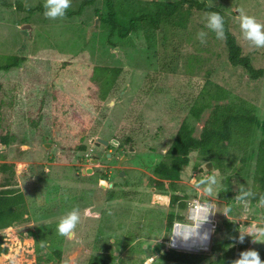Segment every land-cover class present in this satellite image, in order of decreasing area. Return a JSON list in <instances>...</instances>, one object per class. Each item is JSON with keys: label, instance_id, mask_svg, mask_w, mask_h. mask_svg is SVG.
<instances>
[{"label": "rangeland", "instance_id": "374dc122", "mask_svg": "<svg viewBox=\"0 0 264 264\" xmlns=\"http://www.w3.org/2000/svg\"><path fill=\"white\" fill-rule=\"evenodd\" d=\"M6 1L11 5L0 0V62L11 55L23 61L0 70V135H17L8 145L0 141V188L7 184L21 190L27 214L25 220L0 230L2 247L8 248L0 254V264H147L150 257L153 264H178L165 260L164 252L210 253L213 242L234 236L230 247H236L238 259L242 242L254 237L250 232L264 229V202L251 199L255 158L243 168V152L233 146L227 166L216 170L213 160L194 151L174 186L155 173L158 164L171 162L167 151L180 126L187 122L200 138L216 104L245 99L257 106L261 120L264 117V77L252 80L244 68L229 63L225 36L218 39L206 27L209 12L192 10L184 28L163 24L151 30L140 23L142 29L121 38L110 35L104 21L106 0H94L79 15L54 19L45 17V10H35L44 7L45 0ZM85 1L90 0H70L65 12H78ZM151 1L114 0L125 23L153 9ZM202 1L223 10L243 54L256 68H264V47L257 48L245 37L237 11L243 9L264 25V0ZM26 24L33 27L28 40L22 29ZM201 31L202 37L197 35ZM96 66L121 69L106 98L100 94L103 79L94 77L108 75L97 73ZM218 85L229 93L216 100L210 93ZM64 100L70 105L64 107ZM204 102L209 106L194 117L192 107ZM41 106L42 118L34 127L29 118ZM79 107L83 118L90 117L84 119L87 125L80 123L87 128L82 141L86 150L73 148L77 136L69 124L72 109ZM98 137L110 144L97 145ZM260 138L256 128L252 151ZM130 144L134 150H129ZM209 161L213 168L200 172ZM3 164H13L14 173ZM158 181L164 182V189L158 188ZM175 190L186 193L183 210L170 204ZM195 206L208 207L212 214L211 242L208 249H181L172 238L177 224H195ZM73 210L79 222L70 235H59V220ZM172 211L184 218L175 220L170 231ZM28 228L35 231L33 236L26 234ZM263 248L264 243L252 242L245 251L260 253ZM219 255L211 253L202 264Z\"/></svg>", "mask_w": 264, "mask_h": 264}, {"label": "trees", "instance_id": "16d2710c", "mask_svg": "<svg viewBox=\"0 0 264 264\" xmlns=\"http://www.w3.org/2000/svg\"><path fill=\"white\" fill-rule=\"evenodd\" d=\"M1 1L4 5H11L6 0ZM91 3H94V0L85 1L78 12H65V15H79L83 7ZM151 3L154 6L153 9L145 10L140 15L130 18L128 23H125L119 18L114 0H106L108 17L105 18L104 21L110 26V35L113 36L117 33L121 38L127 37L130 33L143 28V25L140 26V23L145 24L146 27L149 26L151 30H159L163 24L184 28L187 25L189 16L192 14V10L205 12L215 11L224 19V36L228 49L229 63L233 67L240 66L244 68L247 75L252 80L264 77V68H256L252 63V58L243 54L242 46L238 43L236 35L231 31L224 12L220 7L202 0H152ZM18 8L23 9L21 2L18 3ZM37 9L45 10L42 6L41 8H35V10ZM33 10L34 9H29L31 12ZM21 61H23V58L20 59L16 55L7 56L5 62H0V70H7L11 67L18 66ZM94 69L97 73L103 71L108 75L107 79L98 75L94 77V79H103L101 85H104V87H101L100 94L103 98H106L121 69L105 66H96ZM215 90L216 91L210 93V97L216 100L227 97L229 93L226 88L220 85H218ZM64 103V107L70 105L69 101L64 100ZM3 105L4 103L0 102V120L2 118ZM208 106L209 103L207 102L201 103L200 105L197 104L192 107L191 113L194 117L199 118L201 113ZM41 109L42 106L34 117L29 118L31 125L34 127L37 126L38 122H40L39 120L42 118L39 114L41 113ZM65 109L61 108V111L65 112ZM70 115L72 117L69 124L72 126V133L77 136V145H74L73 148L86 150L87 147L82 141L87 136V128H85L84 125H80V123H85V125H87L89 120L84 119L90 117L83 118V109L80 107L78 109L73 108ZM75 124H79L80 127L75 129ZM256 128L260 129L261 138L257 149L252 151L250 148V141ZM193 132V128L187 122H184L180 126L167 151L171 162L163 161L158 164L155 168L156 174L162 178L170 179L172 184L174 180L180 177V173L184 166L189 164V155L194 151L200 152L201 156L208 158V160H213L216 170H223L227 166V161L231 154L230 147L236 146L239 151L243 152L242 157H240L243 168L249 165L251 159L255 158L256 163L251 199L254 203L264 202V117L261 120L257 114V106H255V104L245 99H239V102L216 104L208 122L204 126L200 138H196ZM14 139H17V135L12 132L0 135V141L4 145L12 143ZM13 167V164H3L2 168H4V170L11 169L14 173ZM226 183L227 185L230 184V178L226 180ZM6 185L7 184L0 188V230L13 226L16 222L25 220L24 214H27L22 191L14 187H6ZM172 185L174 186V184ZM157 186L159 189H164V182L158 181ZM160 197L164 196L161 194ZM185 199V192L175 190V193L172 194L170 204L173 209L178 205V207L183 210L187 207ZM179 200L180 202L178 203ZM183 218L184 217L180 214L175 215L174 211L170 212L168 214V229L171 231L175 220L183 221ZM26 232L28 236H33L35 234V231L31 228L26 229ZM254 239V237H250L242 242L238 252L241 253L245 251ZM235 240L236 236L224 241L213 242L210 247V253H191L169 249L164 252L163 257L165 260L172 263L202 264L211 253L215 254L221 252V255L204 264H232L235 260L237 250L235 246L230 247V245ZM2 242L3 235H0V254L8 251V248L2 247ZM57 253L60 255V251ZM259 255L260 259L264 261V248Z\"/></svg>", "mask_w": 264, "mask_h": 264}, {"label": "clouds", "instance_id": "9594fccd", "mask_svg": "<svg viewBox=\"0 0 264 264\" xmlns=\"http://www.w3.org/2000/svg\"><path fill=\"white\" fill-rule=\"evenodd\" d=\"M70 6V0H45L44 15L47 18L63 17L65 15V10ZM240 28L242 29L245 37L252 41L257 48L264 47V25L257 22L255 17L247 15L243 9H238ZM206 27L211 29L218 39H224V19L218 12L207 13V24ZM202 37L204 33L201 31L197 34ZM201 40V43H204ZM203 182V181H201ZM210 192L211 189H208ZM79 214L77 210H73L68 215L61 218L57 225V231L59 235L68 236L75 229L77 223L79 222ZM254 227V226H253ZM185 236L184 231L174 232V235H179L182 238H187L190 233ZM254 235V243H264V229H255L254 232H250ZM242 241V237H241ZM43 242L41 247H43ZM154 257H150L147 264H153ZM232 264H264V261L260 259V255L256 250H247L240 253V257L232 262Z\"/></svg>", "mask_w": 264, "mask_h": 264}, {"label": "bare ground", "instance_id": "6f19581e", "mask_svg": "<svg viewBox=\"0 0 264 264\" xmlns=\"http://www.w3.org/2000/svg\"><path fill=\"white\" fill-rule=\"evenodd\" d=\"M193 212V214H192ZM191 218L195 220L194 225L189 224H177V231H184L185 236L190 235L187 238H182L179 235L173 236V245L180 247L181 249H192L198 251L200 249H208L212 236V214L208 207H194L192 208Z\"/></svg>", "mask_w": 264, "mask_h": 264}, {"label": "water", "instance_id": "95a60500", "mask_svg": "<svg viewBox=\"0 0 264 264\" xmlns=\"http://www.w3.org/2000/svg\"><path fill=\"white\" fill-rule=\"evenodd\" d=\"M97 20H98V18H97ZM22 29H23V30H26V32L28 33L27 40H28L29 38L32 37V34H33V27H32L30 24H26V25H24V26L22 27ZM95 143H96L97 145H99V144H101V143H103L104 145H108V144L110 143V141H108V140H106V139H104V138L98 137ZM48 145H50V144H48ZM129 150H134V147L132 146V144H130V146H129ZM124 158H126V156H124ZM97 161H98V159H94V160H93V162H97ZM212 168H213V163H212L211 161H209V162H207V163L205 164L204 167H203V166L199 167V171H200V172H203L205 169L211 170ZM86 172H88V173H92V172H93V168H87V169H86ZM121 175H122V176H123V175L126 176L125 171L122 170V171H121ZM110 186H112V184H110Z\"/></svg>", "mask_w": 264, "mask_h": 264}, {"label": "flooded vegetation", "instance_id": "af4514ba", "mask_svg": "<svg viewBox=\"0 0 264 264\" xmlns=\"http://www.w3.org/2000/svg\"><path fill=\"white\" fill-rule=\"evenodd\" d=\"M102 144H103V143H102ZM109 144H110V143H109ZM109 144H108V145H109ZM108 145H106V146H108ZM108 156H110V154H108Z\"/></svg>", "mask_w": 264, "mask_h": 264}]
</instances>
